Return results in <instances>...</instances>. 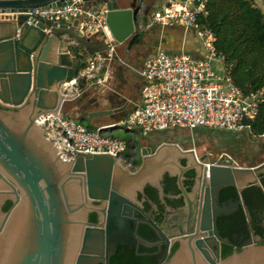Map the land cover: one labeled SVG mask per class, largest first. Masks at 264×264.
Wrapping results in <instances>:
<instances>
[{"label": "water", "instance_id": "1", "mask_svg": "<svg viewBox=\"0 0 264 264\" xmlns=\"http://www.w3.org/2000/svg\"><path fill=\"white\" fill-rule=\"evenodd\" d=\"M83 1L86 9L106 4L104 22L112 40L125 45L127 58L137 57L132 48L144 34L135 23L141 0ZM122 1L126 5L120 7ZM63 3L0 0V12L18 13L16 18L0 19V264H96L100 260L108 264L118 245L139 236L136 211H141L139 195L146 185L155 188L161 199L181 198L183 203L182 217L166 238L167 244H179L163 264H264V244H254L257 240L221 257L220 242L228 239L218 234L215 225L224 211L217 204L220 189L233 186L239 194L248 185L260 184L264 159L240 165L227 153L207 158L199 156L195 147L165 140L154 151L140 147L135 171L105 153L61 158L57 144L36 120L42 114L64 113L75 99L74 90L63 85L77 77L80 57L78 48L62 36L67 33L87 51L108 47L106 40L85 38L66 19L26 22L27 10ZM17 27L20 34L15 37ZM121 111L120 107L90 111L87 118L119 120L126 116ZM186 169L197 175L190 190L183 185ZM165 173L175 177L179 193H165L161 184ZM7 201L10 207L2 211ZM238 204L239 200L232 201L229 206L235 209ZM90 212L96 214V222L89 220Z\"/></svg>", "mask_w": 264, "mask_h": 264}, {"label": "built area", "instance_id": "2", "mask_svg": "<svg viewBox=\"0 0 264 264\" xmlns=\"http://www.w3.org/2000/svg\"><path fill=\"white\" fill-rule=\"evenodd\" d=\"M206 2L167 0L161 10L148 18V25L179 26L185 33L192 32L201 43L204 56L194 59L184 49L174 53L159 50L150 54L140 71L146 82L142 88L143 105L136 106L119 120L93 127L60 110L56 115L39 116L36 123L44 129L45 136L57 144L61 158L70 160L77 153H105L125 169L135 171L139 165L140 148L133 140L134 136L173 128L250 129V124L245 126L242 121L257 115L259 104L264 101V90L249 91L234 84L225 56L214 45L215 35L208 27L197 23L198 16L205 11ZM137 5L135 23L136 28L141 29L144 4L139 1ZM105 12V3L86 9L83 0H64L60 6L24 12L29 24L66 19L77 25V31L85 38L108 42L105 50L78 52L80 67L77 77L63 85L65 90H74L75 99L82 93L78 89L80 84L101 86L107 79L99 72L105 61L112 58L115 45L104 22ZM17 15L0 12V19H13ZM19 34L20 28L17 27L15 37ZM62 38L69 45L80 47L67 33ZM117 130L130 135L127 142L115 136Z\"/></svg>", "mask_w": 264, "mask_h": 264}, {"label": "flooded vegetation", "instance_id": "3", "mask_svg": "<svg viewBox=\"0 0 264 264\" xmlns=\"http://www.w3.org/2000/svg\"><path fill=\"white\" fill-rule=\"evenodd\" d=\"M151 42L152 40L143 34L142 41L133 45L132 50L137 53V57L144 58L153 50ZM169 130L151 131L143 135V144L154 151L159 142L172 141L166 138ZM243 138L247 140L246 135ZM256 141L255 149H251L248 140L246 145L227 143L224 148H219L216 143L200 141L196 144V150L199 156L207 158H220L226 153L232 155L227 152L231 150L233 159L249 163V155H264V139L261 137ZM181 164L185 166L184 160H181ZM183 177V185L190 190L195 184L197 175L193 170L186 169ZM259 182L260 184L248 185L239 194L233 186L220 189L217 204L225 212L217 215L215 225L218 234L228 239L220 242V255L224 249L229 250L230 254L239 251L249 241L257 240L253 243L264 244V174L259 177ZM161 184L167 195L179 193L175 177L168 173L163 175ZM252 187H257L260 192L255 193ZM143 191L144 196L139 195L141 211H136L137 218L141 222L137 230L139 236L132 241L128 240L124 246L118 245L115 253L110 256L108 264H163L178 247V241L167 244L166 238L167 233L177 226L178 219L182 217V199L171 197L161 199L156 189L149 185H146ZM238 200L237 208L233 209L229 206L232 201L236 203ZM9 207L10 202L7 201L2 205L1 210L6 211ZM88 218L92 222L97 221L94 212H90ZM96 264H106V261L100 260Z\"/></svg>", "mask_w": 264, "mask_h": 264}, {"label": "crops", "instance_id": "4", "mask_svg": "<svg viewBox=\"0 0 264 264\" xmlns=\"http://www.w3.org/2000/svg\"><path fill=\"white\" fill-rule=\"evenodd\" d=\"M141 1L144 4V12L142 14L144 22L142 24L143 26L141 30H138L144 33L147 38L152 40L151 45L153 46V50L151 51V54L159 50H163L168 53H174L184 49L186 52L190 53L194 59H199L204 56L201 43L192 32L185 33L179 26L161 27L157 25H148V18L151 16V14L155 11L161 10L167 0ZM254 1L255 4L261 7V9L264 11V0ZM125 5L126 2L122 1L120 7ZM114 45L115 52L113 53L112 58L105 61L101 72H99L100 74H104L106 76L107 79L105 83L101 86L92 85L90 87L80 84L78 89H80L82 93L78 98L68 102L64 112L66 115L72 117L69 115V113H67V111L74 109L71 112L75 113V116L72 117L75 119L77 115L85 109V114L87 117V113L90 111L113 109L118 107L122 109L120 112L121 114H127L136 106L144 104L142 88L146 82L141 77L140 71L143 68L145 60L149 54L144 58L136 57V55L127 58L124 54V50L126 49L125 45H117L116 43H114ZM78 50V52L81 54L89 52L81 46L78 47ZM100 117L102 116L97 117L98 119L95 117L96 119H94L91 124L93 126L103 124L104 122L100 119ZM108 117L111 119L110 122L115 120L111 116ZM104 121L106 123V120ZM108 122L109 121H107V123ZM173 129L192 130L188 128ZM244 131L246 132V137L251 149H255L257 142L256 140L262 136L259 137L256 135H251L249 128L244 129ZM172 141L179 143L185 148H196V144L198 143L191 142L188 145H183V142L181 141ZM142 145H144L143 142ZM229 156L233 158L232 155ZM249 157V163H244L243 161L236 160L235 158L234 160L237 164L250 166L257 164L260 160L264 159V155H249Z\"/></svg>", "mask_w": 264, "mask_h": 264}, {"label": "trees", "instance_id": "5", "mask_svg": "<svg viewBox=\"0 0 264 264\" xmlns=\"http://www.w3.org/2000/svg\"><path fill=\"white\" fill-rule=\"evenodd\" d=\"M197 23L215 35L214 45L225 56L234 84L249 91L264 90V11L261 7L254 0H207ZM85 111L75 120L86 121L85 125L93 127L91 122L97 117L87 118ZM100 119L104 123L111 120L108 116ZM249 124L251 135L264 134V101ZM252 189L260 192L257 187ZM229 254L226 249L221 252L222 257Z\"/></svg>", "mask_w": 264, "mask_h": 264}, {"label": "rangeland", "instance_id": "6", "mask_svg": "<svg viewBox=\"0 0 264 264\" xmlns=\"http://www.w3.org/2000/svg\"><path fill=\"white\" fill-rule=\"evenodd\" d=\"M141 30V29H139ZM74 109L68 110L67 113H69V115H71L72 117L75 116L73 111ZM86 110V109H85ZM82 114L79 113L77 115L81 116ZM243 124L245 126H247V124L249 123V120L247 118L243 119ZM84 124H88L86 121L84 122ZM115 136L123 139L124 141H128L130 135L127 134L124 131H115L114 132ZM246 135V132L244 130L242 131H228V130H224V129H207V128H203V127H197L196 129H192V130H181V129H170L169 130V134L166 136V138L168 140H178L183 142V145H188L189 143L193 142H200V141H206V142H211V143H216V145L219 148H224L225 144L227 143H231L233 145L237 144L241 145L244 144L246 145L247 140H244V136ZM263 137V134L261 135ZM133 140L135 141V143L137 144V146L140 148L142 146V136H134ZM209 148V147H208ZM211 150V148H209ZM227 152H229L230 154L233 155L231 150H227ZM140 155V154H139ZM138 163L140 164V156H139V160Z\"/></svg>", "mask_w": 264, "mask_h": 264}]
</instances>
